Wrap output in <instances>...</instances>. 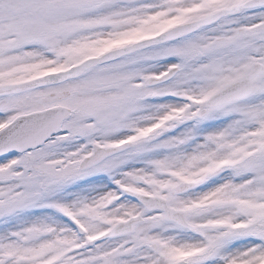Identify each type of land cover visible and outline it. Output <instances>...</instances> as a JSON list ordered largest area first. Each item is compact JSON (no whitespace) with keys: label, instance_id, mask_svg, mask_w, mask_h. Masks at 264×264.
Instances as JSON below:
<instances>
[{"label":"snow or ice","instance_id":"snow-or-ice-1","mask_svg":"<svg viewBox=\"0 0 264 264\" xmlns=\"http://www.w3.org/2000/svg\"><path fill=\"white\" fill-rule=\"evenodd\" d=\"M0 264H264V0H0Z\"/></svg>","mask_w":264,"mask_h":264}]
</instances>
